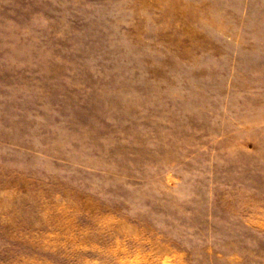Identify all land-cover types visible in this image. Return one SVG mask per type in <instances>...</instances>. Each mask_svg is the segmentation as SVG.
Returning a JSON list of instances; mask_svg holds the SVG:
<instances>
[{"label": "rangeland", "instance_id": "rangeland-1", "mask_svg": "<svg viewBox=\"0 0 264 264\" xmlns=\"http://www.w3.org/2000/svg\"><path fill=\"white\" fill-rule=\"evenodd\" d=\"M0 264H264V0H0Z\"/></svg>", "mask_w": 264, "mask_h": 264}]
</instances>
